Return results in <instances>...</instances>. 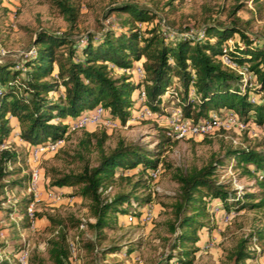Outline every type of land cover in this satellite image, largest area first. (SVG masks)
<instances>
[{
    "label": "trees",
    "instance_id": "16d2710c",
    "mask_svg": "<svg viewBox=\"0 0 264 264\" xmlns=\"http://www.w3.org/2000/svg\"><path fill=\"white\" fill-rule=\"evenodd\" d=\"M49 1L72 30L78 9L70 0ZM239 7H233L229 22L207 24L201 36L167 37L164 20L156 12L128 1L112 8L129 15L121 19L118 27H109L97 36L89 34L78 46L73 45L69 33L38 31L33 40L34 53L22 62L24 70L14 62L0 61V145L9 143L16 130V138L25 144L28 152L31 146L65 140L69 137L67 118L99 104L107 109L112 120L124 125L138 104L135 95L142 84L145 105L153 111L160 110L168 94L177 98L183 115L194 122L211 120L210 112L225 110L235 113L246 126L250 123L264 126V37L255 39L244 30L243 22L236 16ZM149 22L153 23L150 27L142 29L139 25ZM236 34L238 39H233ZM223 54L239 67H247L248 78L226 65L221 59ZM134 61L143 67V83L132 80ZM119 69L122 72L116 76ZM52 93L57 96L50 98ZM10 117L15 118L18 128ZM107 138L105 130L100 135L85 133L76 154L82 162L80 171L58 175L50 183L52 191L78 187L77 195L89 202L93 221L83 224L70 218L71 224L75 228L85 225L95 238L103 237L117 213L126 214L129 209H140L152 201L151 194L143 195L139 191L150 188L148 175L161 166V152L156 154L135 145L118 142L106 152ZM92 148L98 152L95 166L85 157ZM16 162L17 155L11 150L0 151V182L7 176L10 164ZM231 162L235 168L254 176L256 171L264 172V151L235 148L211 159L199 170L172 173L171 179L179 185V194L172 205L174 219L169 223L174 238L160 264H193L199 251V233L209 230L210 202L217 201L226 210L231 206L237 211L264 208V196L259 203H253V195L240 198L235 190L215 180L218 170ZM249 166L253 169H248ZM118 179L126 181L130 190L104 197L103 191ZM258 182L264 189V182ZM30 202L25 203V214ZM25 220H29L27 215ZM48 220L60 224L51 217ZM263 238V232L255 229L239 239L228 260L232 264H246L254 259L255 253L262 251L251 246ZM10 250L15 256L21 251L20 247L7 248L0 242V251L10 253ZM117 250L109 249L107 253ZM127 252L131 253V249ZM47 254L50 264H70L62 230L48 240ZM29 264L46 263L42 258L32 257Z\"/></svg>",
    "mask_w": 264,
    "mask_h": 264
},
{
    "label": "rangeland",
    "instance_id": "374dc122",
    "mask_svg": "<svg viewBox=\"0 0 264 264\" xmlns=\"http://www.w3.org/2000/svg\"><path fill=\"white\" fill-rule=\"evenodd\" d=\"M123 1L134 2L156 12L164 20L163 25L173 31L176 38L190 34L201 36L207 24L216 21L229 22L233 7L238 5L240 7L236 16L243 22L244 30L255 39L264 37V0H70L78 9L77 21L72 30L59 9L49 0H2L0 61L14 62L20 67L23 60L34 53L33 40L40 30L56 34L69 33L73 45L78 46L89 34L97 36L109 27H118L121 19L129 15L119 14L112 8ZM139 25L143 29L153 23ZM238 37L236 34L233 39ZM121 72H116L115 75ZM132 80H135L134 77ZM56 96L53 93L49 95L50 98ZM165 98L157 111V118H135L131 113L124 125L119 123L112 131L103 127L77 131L70 134L57 151L44 150L37 163H31L27 147L16 135L9 143L0 145V151L8 149L17 155V162L10 164L7 176L0 182L4 185L0 189V242L7 248L27 249L28 264L32 257L42 258L46 264H50L47 242L62 230L68 247L73 245L76 250L74 264H160L174 238V234L169 231V223L174 219L172 205L179 194V185L171 179L172 173L199 170L211 159L222 157L227 150L235 148L264 151V126L250 123L239 129L230 122L233 118L231 111L225 110L218 112L221 124L210 134L171 139L166 135L164 126L178 108V101L176 97L168 94ZM141 104L139 102L134 109L139 110ZM94 110L95 107L82 112L93 113ZM104 130L108 137L104 144L106 152L114 149L118 142L135 145L156 154L161 152V172L156 183H150V188L139 191L140 194H151L153 197L147 204L150 205L151 219L142 220L141 211L145 206L129 209L126 214L117 213L111 226L104 230L103 237L95 238L93 231L85 225L83 228H75L71 224L70 218L83 224L93 221L89 202L77 195L78 187L62 188L72 189L59 192L60 201L51 200L49 194L54 190L50 183L58 175L80 171L82 162L76 158V154L80 151L79 141L84 134L88 132L100 135ZM85 157L91 166H95L98 152L92 148ZM34 168L40 172L37 196L28 191L31 171ZM248 169L253 167L249 166ZM131 173L134 172L127 174ZM215 180L228 185L230 190H235L240 198L253 195V203H259L264 196V189L257 178L248 175L242 168H235L234 162L218 170ZM110 188L108 194L103 193L104 197L111 198L117 193L130 190L128 183L120 179ZM28 200L31 201L35 217L33 228L29 224L30 220H25L27 214L24 206ZM208 213L209 230L204 229L199 233V251L193 264H232L228 255L239 239L255 229L261 230L264 237V208L237 211L235 206H231L230 210H226L221 203L212 201L208 206ZM48 217L60 224L54 225ZM203 238H206L204 242ZM251 248L262 252L255 253V258L247 260L246 264H264V260L260 259L264 255V238ZM109 249L119 250L116 253H107ZM129 249L131 253L127 252ZM16 256L12 250L10 253L0 251V264H18Z\"/></svg>",
    "mask_w": 264,
    "mask_h": 264
},
{
    "label": "built area",
    "instance_id": "2783aa9c",
    "mask_svg": "<svg viewBox=\"0 0 264 264\" xmlns=\"http://www.w3.org/2000/svg\"><path fill=\"white\" fill-rule=\"evenodd\" d=\"M167 37H174L173 31H170L167 29L165 32ZM189 36H192L190 34ZM222 61L231 67L232 69L238 70L242 72L245 76V78H248L246 75L247 73V67H239L237 64L232 62L227 54L222 55ZM112 68H115L113 65H110ZM19 68V66L17 65ZM22 68V65L20 66ZM23 69V68H22ZM119 71H122L119 69ZM130 72V70L128 71ZM131 72L133 73V77L136 81L142 82L145 79V73L143 70V67L140 65V63H137L135 66L131 68ZM138 103L142 102L139 110H133L132 111V117L135 118H143V117H158L157 111L151 110L148 106L145 105V90L143 84L141 85L138 94ZM217 112H210L211 120H201L199 122H194L192 118L185 117L183 115V112L180 107L176 108V110L173 112V115L171 118H168V120L165 122V133L168 137L174 140L183 139V138H190V137H197L202 136L205 134H210L212 130L216 128V126H220V118L217 116ZM233 118H231L230 122L237 125L239 129H243L246 125L244 123H241L239 121V118L233 113H230ZM67 135H70L72 133H75L80 130L88 129V128H97V127H103L107 131H112L116 127L119 126V123L115 120H112L111 117H109L107 109L99 104L95 107V110L93 113H87L82 112L77 116L74 117H68L67 118ZM64 140L58 141V142H47L44 145H38L34 146V149L30 153V160L31 163H37L39 161V158L44 150H50V151H57L60 148V144H63ZM6 148V147H5ZM160 168L152 171L149 173L148 177L151 181V184H154L158 181L160 176ZM254 176L259 181L264 182V172L259 170L256 171ZM40 181V172L37 169H32L31 175H30V181L28 185V191L32 193L34 196L38 195V184ZM111 188H106L103 193L108 194L110 192ZM49 197L53 201H60L61 200V194L58 192H53L49 194ZM151 211H150V205H146L143 210L141 211V217L142 220L149 221L151 219ZM27 217L29 218L31 222L32 228L34 227L35 223V217L32 210V205H29L27 208ZM132 216H130V219ZM81 228H83V224L80 225ZM69 248L70 257L69 262L70 264H74V261L76 259L75 257V248L73 245ZM255 248H257L255 246ZM258 249V248H257ZM16 260L18 264H28V250L22 249L20 253L16 256Z\"/></svg>",
    "mask_w": 264,
    "mask_h": 264
},
{
    "label": "crops",
    "instance_id": "0c3cea01",
    "mask_svg": "<svg viewBox=\"0 0 264 264\" xmlns=\"http://www.w3.org/2000/svg\"><path fill=\"white\" fill-rule=\"evenodd\" d=\"M137 63H138V61H134V62H133V65L135 66ZM10 121H11L12 124H14V126H15L16 128H18L17 123H16V120H15L14 117H10ZM16 135H17V130H16ZM33 149H34L33 146L29 147V154L31 153V151H32ZM71 189H72V188H67V189H65V190L60 189V190H58V192H67L68 190H71ZM90 221H91V220H90ZM205 240H206V238H203V239H202V242H204ZM260 259H261V261L264 260V255L261 256Z\"/></svg>",
    "mask_w": 264,
    "mask_h": 264
}]
</instances>
